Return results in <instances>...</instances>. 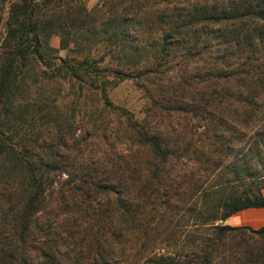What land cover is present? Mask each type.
I'll use <instances>...</instances> for the list:
<instances>
[{
    "label": "trees",
    "instance_id": "16d2710c",
    "mask_svg": "<svg viewBox=\"0 0 264 264\" xmlns=\"http://www.w3.org/2000/svg\"><path fill=\"white\" fill-rule=\"evenodd\" d=\"M101 1L0 0V264H264V227L225 224L264 208V0ZM124 81L143 117L110 102ZM86 91L119 154L80 156L62 109Z\"/></svg>",
    "mask_w": 264,
    "mask_h": 264
},
{
    "label": "rangeland",
    "instance_id": "374dc122",
    "mask_svg": "<svg viewBox=\"0 0 264 264\" xmlns=\"http://www.w3.org/2000/svg\"><path fill=\"white\" fill-rule=\"evenodd\" d=\"M88 8H92L96 6L97 4H101V0H84ZM5 17V13L3 14ZM4 24H1L0 26V41L2 37L4 36ZM61 40L58 36L52 37V40L50 41V44L53 48L59 49L60 48ZM106 43H102L104 45ZM73 49V48H72ZM78 52L73 49L72 53L67 51H60L58 53L59 56L65 57L68 55V57H75V58H81V56H78ZM99 54L92 52L91 56H94L95 58L98 57ZM107 63H110L109 65H113V63L109 60H106L102 66H105ZM203 60H195L193 63L191 62L187 74H198L202 71V69L205 68ZM207 68V67H206ZM44 71L48 73V75L51 74V71H54L52 69L43 68ZM108 79H111L110 75H107ZM79 84L76 83L75 88L73 89H66V93H68V98L66 97L65 102H67L66 105L69 106V104H72L74 101H76V96L74 94L78 95V87ZM83 98H78L77 102L72 107H66L63 108L62 111L66 114L67 117L75 116V126L78 127L76 130V134L74 136L75 143H79V141H82V144H78L77 148L79 149L80 156H91L92 159H95V157L100 156V152L104 151L106 153H118L123 150V145H121L120 139H115L114 137L108 138L107 140H102L99 143H97L96 146H94V143L92 142V138L95 136L93 131L91 130V127H101L104 128L106 124H109L111 128L117 129L120 128L121 123L118 121L119 119H122L118 117V114L116 112H113L111 109L107 108L105 106L104 101H100V94L96 91H86L84 92ZM107 96L112 103L113 107L115 108H123L128 111V113L134 115V117H143L142 113V107L145 103V99L143 96V93L135 87L132 81H124L119 83L115 87H109L107 90ZM104 104V105H103ZM119 125V126H118ZM86 129V131H85ZM74 139L71 140L74 141ZM90 143V144H88ZM106 144H110L111 147H108ZM70 145V144H69ZM110 148V151H109ZM75 151V150H74ZM71 156L74 155L73 152H70ZM79 154V153H78ZM119 154V153H118ZM66 155V154H65ZM67 174L64 173L63 178L61 180L67 178ZM60 181V182H62ZM127 252L115 255V260L117 264H145L146 259V252L142 253L141 259L137 262L133 258L132 255L133 251H136L134 249L133 251L130 248H126ZM171 257L173 259H178L179 262L183 261V253H177L171 252ZM168 254V255H170ZM145 255V256H144Z\"/></svg>",
    "mask_w": 264,
    "mask_h": 264
},
{
    "label": "crops",
    "instance_id": "0c3cea01",
    "mask_svg": "<svg viewBox=\"0 0 264 264\" xmlns=\"http://www.w3.org/2000/svg\"><path fill=\"white\" fill-rule=\"evenodd\" d=\"M225 224L231 227L247 226L253 229L264 227V208L242 210L229 217L225 221Z\"/></svg>",
    "mask_w": 264,
    "mask_h": 264
}]
</instances>
